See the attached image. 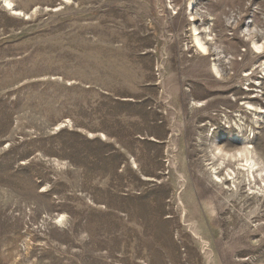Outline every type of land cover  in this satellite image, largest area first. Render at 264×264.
<instances>
[{"label":"rangeland","instance_id":"obj_1","mask_svg":"<svg viewBox=\"0 0 264 264\" xmlns=\"http://www.w3.org/2000/svg\"><path fill=\"white\" fill-rule=\"evenodd\" d=\"M9 1L0 264H264V189L210 161L242 127L264 166V0Z\"/></svg>","mask_w":264,"mask_h":264},{"label":"bare ground","instance_id":"obj_2","mask_svg":"<svg viewBox=\"0 0 264 264\" xmlns=\"http://www.w3.org/2000/svg\"><path fill=\"white\" fill-rule=\"evenodd\" d=\"M5 3L9 8L13 6V2L9 0H5ZM193 5H191L192 8ZM14 10V9H13ZM210 40V39H208ZM194 42L195 46L198 49V52L206 57L208 56V48L206 43L197 33V30H194ZM253 49L256 50L254 54H263L264 53V46H260L257 42H253ZM213 71H218L217 67L214 65L212 67ZM249 111L253 110V106L251 104H245ZM200 107V106H198ZM246 107V106H245ZM245 109V108H244ZM254 111V110H253ZM262 111V110H261ZM239 131H241L242 137L238 135V140L241 141L242 147L234 150L228 151L224 147H222L218 142H213V150H212V160L217 164L213 167V170L216 175L221 173L223 170L227 172V177L234 183L235 190L238 192L239 185L237 182L242 183L245 187H248L249 194L254 195V189L260 188L264 189V166L258 163L255 158V154L253 148L250 147L248 141L250 139L243 138L244 131L242 127H237ZM223 171V172H224ZM219 178V176H217ZM257 177L260 178L261 184H258ZM242 180V181H241ZM180 200V199H179ZM181 208L183 209V213L187 214V210L183 202H181ZM194 236L197 238L199 237L197 234L193 232Z\"/></svg>","mask_w":264,"mask_h":264},{"label":"clouds","instance_id":"obj_3","mask_svg":"<svg viewBox=\"0 0 264 264\" xmlns=\"http://www.w3.org/2000/svg\"><path fill=\"white\" fill-rule=\"evenodd\" d=\"M243 31H244L245 33H246V32H248V30H247V29H245V30H243ZM252 31H255V29H253Z\"/></svg>","mask_w":264,"mask_h":264}]
</instances>
